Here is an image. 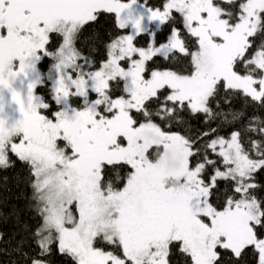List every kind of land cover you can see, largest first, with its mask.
<instances>
[{"label": "snow or ice", "instance_id": "obj_1", "mask_svg": "<svg viewBox=\"0 0 264 264\" xmlns=\"http://www.w3.org/2000/svg\"><path fill=\"white\" fill-rule=\"evenodd\" d=\"M17 162L12 264H264V0H0Z\"/></svg>", "mask_w": 264, "mask_h": 264}, {"label": "trees", "instance_id": "obj_2", "mask_svg": "<svg viewBox=\"0 0 264 264\" xmlns=\"http://www.w3.org/2000/svg\"><path fill=\"white\" fill-rule=\"evenodd\" d=\"M155 2V0H150ZM107 26L109 21L103 22ZM25 172L19 162L15 168L0 169V233L5 239L15 235L17 231V217L15 209H23L21 216L27 217L30 209L26 207L29 202L30 189L25 183ZM4 247H7L5 245ZM15 256L10 252L0 251V264H12ZM54 264H65L59 256L53 257Z\"/></svg>", "mask_w": 264, "mask_h": 264}]
</instances>
